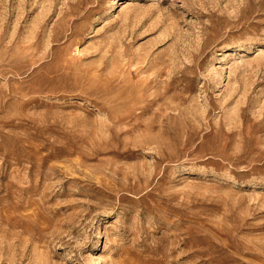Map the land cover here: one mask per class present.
<instances>
[{
  "label": "rangeland",
  "instance_id": "rangeland-1",
  "mask_svg": "<svg viewBox=\"0 0 264 264\" xmlns=\"http://www.w3.org/2000/svg\"><path fill=\"white\" fill-rule=\"evenodd\" d=\"M0 264H264V0H0Z\"/></svg>",
  "mask_w": 264,
  "mask_h": 264
}]
</instances>
